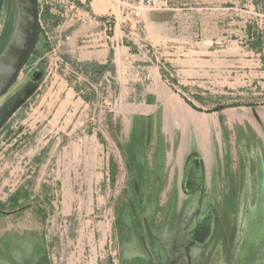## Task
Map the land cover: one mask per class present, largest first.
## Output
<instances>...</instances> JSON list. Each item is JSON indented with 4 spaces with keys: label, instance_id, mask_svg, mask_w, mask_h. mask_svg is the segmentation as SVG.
I'll list each match as a JSON object with an SVG mask.
<instances>
[{
    "label": "rangeland",
    "instance_id": "obj_1",
    "mask_svg": "<svg viewBox=\"0 0 264 264\" xmlns=\"http://www.w3.org/2000/svg\"><path fill=\"white\" fill-rule=\"evenodd\" d=\"M249 1L236 88H180L164 64L168 101L146 69L71 59L41 21L0 99V264H174L205 247L212 264H264V0Z\"/></svg>",
    "mask_w": 264,
    "mask_h": 264
},
{
    "label": "crops",
    "instance_id": "obj_2",
    "mask_svg": "<svg viewBox=\"0 0 264 264\" xmlns=\"http://www.w3.org/2000/svg\"><path fill=\"white\" fill-rule=\"evenodd\" d=\"M163 1V9L147 13L139 26L140 41L152 52L151 65L147 67H135L137 58L149 59L142 51L135 26L124 28L119 19L114 20L112 32L106 34L105 16L110 8L107 0H75L76 9L66 18H60L54 31L63 40L67 55L82 65L113 64L118 77L129 73L139 80L145 76L146 69L147 78L155 86L151 98L157 100L168 101L176 95V90L162 76L164 64L177 75L180 88L208 91L236 88L239 68L246 66L242 37L246 29V3L250 1ZM61 28L65 29L64 38ZM126 39L132 42L136 52L126 45ZM217 240L218 237H211L202 243L213 244ZM134 249L136 255H144L139 242ZM196 251L200 253L198 257L191 253L188 259L180 257L174 264H212L211 253L207 254L210 248ZM201 255L206 258L204 261ZM158 257L161 258L160 254ZM145 261L143 264H155Z\"/></svg>",
    "mask_w": 264,
    "mask_h": 264
},
{
    "label": "water",
    "instance_id": "obj_3",
    "mask_svg": "<svg viewBox=\"0 0 264 264\" xmlns=\"http://www.w3.org/2000/svg\"><path fill=\"white\" fill-rule=\"evenodd\" d=\"M15 5L14 33L0 54V99L18 82L37 50L42 32L39 0H15Z\"/></svg>",
    "mask_w": 264,
    "mask_h": 264
},
{
    "label": "built area",
    "instance_id": "obj_4",
    "mask_svg": "<svg viewBox=\"0 0 264 264\" xmlns=\"http://www.w3.org/2000/svg\"><path fill=\"white\" fill-rule=\"evenodd\" d=\"M110 8L105 16V32L113 30L114 20L121 21L124 28L139 26L144 16L149 12L163 9V0H107ZM40 15L42 11L60 18H66L76 9L75 0H39ZM42 28V27H41Z\"/></svg>",
    "mask_w": 264,
    "mask_h": 264
},
{
    "label": "trees",
    "instance_id": "obj_5",
    "mask_svg": "<svg viewBox=\"0 0 264 264\" xmlns=\"http://www.w3.org/2000/svg\"><path fill=\"white\" fill-rule=\"evenodd\" d=\"M46 13H47L46 15L41 16V21L43 22V24L45 25L47 24L49 28L51 26L56 27V24L58 23L57 20L56 19L51 20L50 16L48 15V12ZM15 24H16V6H15V0H12L11 4L8 6L7 9V21L5 23L4 30H2L3 36L0 38V54L4 51V49L7 47L8 43L10 42L12 35L14 33ZM90 67L103 69L102 66L100 67L96 65H92Z\"/></svg>",
    "mask_w": 264,
    "mask_h": 264
},
{
    "label": "flooded vegetation",
    "instance_id": "obj_6",
    "mask_svg": "<svg viewBox=\"0 0 264 264\" xmlns=\"http://www.w3.org/2000/svg\"><path fill=\"white\" fill-rule=\"evenodd\" d=\"M4 2H6L5 5H7V7H8V6L11 4L12 0H6V1L0 0V5H3ZM7 9H8V8H7ZM6 21H7V18H6ZM4 28H5V24H4V27H3L2 30H4ZM2 36H3V35H2V32H1L0 38H1Z\"/></svg>",
    "mask_w": 264,
    "mask_h": 264
}]
</instances>
